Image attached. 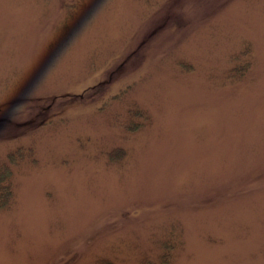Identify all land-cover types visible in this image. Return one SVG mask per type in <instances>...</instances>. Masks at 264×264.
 <instances>
[{"label":"rangeland","instance_id":"rangeland-1","mask_svg":"<svg viewBox=\"0 0 264 264\" xmlns=\"http://www.w3.org/2000/svg\"><path fill=\"white\" fill-rule=\"evenodd\" d=\"M19 146L0 264H264V0H0Z\"/></svg>","mask_w":264,"mask_h":264},{"label":"trees","instance_id":"trees-1","mask_svg":"<svg viewBox=\"0 0 264 264\" xmlns=\"http://www.w3.org/2000/svg\"><path fill=\"white\" fill-rule=\"evenodd\" d=\"M152 20L148 21L150 24ZM147 23V24H148ZM155 26H152L147 33H145L144 40L146 41L150 38V33L156 29ZM154 28V29H153ZM144 36V35H143ZM143 40L142 43L145 41ZM247 52V51H246ZM128 60V59H127ZM122 64L118 65V67L112 72V78L115 74H117L119 71L122 70ZM249 65H242L239 67H235L232 69V71L236 74L243 73L245 70H247ZM116 72V73H115ZM115 73V74H114ZM233 75V76H234ZM91 91H94V87L90 88ZM65 96H68L69 98H81V95L78 94H65L63 96H54L52 98H49L48 100L51 101V103L56 102L58 99L65 98ZM129 119L125 125V129L128 132H137L140 130L147 122H151V117L148 114L147 111L144 109L138 107L137 105H134L131 109H129ZM42 115L43 111L40 112ZM15 127H18V124H13ZM34 155V149L33 147H24L19 146L13 151H11L5 162H0V209H7L9 208L14 200V190H13V174H14V168L16 166H19L23 162H25L27 159H29L31 156ZM127 155V152L122 147H116L109 151L107 153L108 160L110 163H120ZM171 255H172V246L167 245L164 252L160 256V264H169L171 261ZM98 264H112L111 261L107 259H99Z\"/></svg>","mask_w":264,"mask_h":264}]
</instances>
